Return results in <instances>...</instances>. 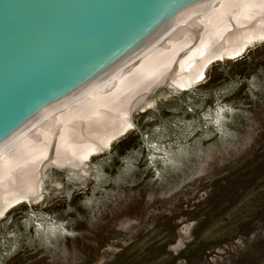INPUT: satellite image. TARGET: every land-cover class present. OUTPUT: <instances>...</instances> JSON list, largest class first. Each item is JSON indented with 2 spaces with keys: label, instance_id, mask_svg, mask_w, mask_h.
Wrapping results in <instances>:
<instances>
[{
  "label": "rangeland",
  "instance_id": "obj_1",
  "mask_svg": "<svg viewBox=\"0 0 264 264\" xmlns=\"http://www.w3.org/2000/svg\"><path fill=\"white\" fill-rule=\"evenodd\" d=\"M131 120L2 214L0 264H264V41Z\"/></svg>",
  "mask_w": 264,
  "mask_h": 264
},
{
  "label": "water",
  "instance_id": "obj_2",
  "mask_svg": "<svg viewBox=\"0 0 264 264\" xmlns=\"http://www.w3.org/2000/svg\"><path fill=\"white\" fill-rule=\"evenodd\" d=\"M264 15V0H0V208L132 124L142 98Z\"/></svg>",
  "mask_w": 264,
  "mask_h": 264
},
{
  "label": "bare ground",
  "instance_id": "obj_3",
  "mask_svg": "<svg viewBox=\"0 0 264 264\" xmlns=\"http://www.w3.org/2000/svg\"><path fill=\"white\" fill-rule=\"evenodd\" d=\"M260 41H264V15L259 17L258 19H256L255 21H253L252 23L247 25L246 27H244L242 30H240L235 35L230 37L228 40L223 42L221 45L216 47L214 50H212L210 53H208L206 56H204L202 59H200L198 62H196L194 65H192L190 68H188L182 74H180L179 76H177L176 78L171 80L166 85L168 86V84H170V86L175 87L177 89L178 88L186 89L189 87L192 88V86H194V85L198 84L200 81H202V79L205 77L206 71L208 70L210 64H212L214 61L222 60L226 57L235 56V55L241 53L243 50L247 49V47L250 44H252L254 42H260ZM157 88H159V87H157ZM147 95H145L142 98V100L136 106H138L140 103H143L145 101V98ZM146 103L150 104L148 101ZM136 106L133 108V110L136 108ZM133 110H132V112H133ZM132 112H131V116H132ZM131 122H132V120H131ZM132 124H133V122H132ZM131 126L127 130H125L122 134H120L119 136L125 134L131 128ZM109 144H107L104 147H107ZM85 161H83L79 165L78 168L72 170L73 172L75 171L73 174L76 173V170L78 172L79 169L84 168L83 166H84ZM75 177H76V175H75ZM39 196H41V193L38 194L35 198L19 199L17 201H14V202L7 204L6 206L0 208V217L2 216L3 213H5L12 206L18 205L23 201L33 202V201L37 200V198Z\"/></svg>",
  "mask_w": 264,
  "mask_h": 264
}]
</instances>
